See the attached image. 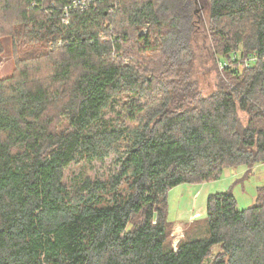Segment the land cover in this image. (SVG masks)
I'll return each instance as SVG.
<instances>
[{
    "label": "trees",
    "instance_id": "16d2710c",
    "mask_svg": "<svg viewBox=\"0 0 264 264\" xmlns=\"http://www.w3.org/2000/svg\"><path fill=\"white\" fill-rule=\"evenodd\" d=\"M133 1L92 0L65 22V0H0L18 61L0 78V264H264V184L242 209L233 186L210 193L176 247L168 218L173 187L264 163V0H210L225 67L249 64L207 97L168 85L189 79L170 59L191 39ZM111 154L113 180L65 183L72 163Z\"/></svg>",
    "mask_w": 264,
    "mask_h": 264
},
{
    "label": "rangeland",
    "instance_id": "374dc122",
    "mask_svg": "<svg viewBox=\"0 0 264 264\" xmlns=\"http://www.w3.org/2000/svg\"><path fill=\"white\" fill-rule=\"evenodd\" d=\"M154 1L161 9L160 17H163L165 21V25H163L165 29H173L172 26L176 23L180 27L179 30L182 38H190L192 42L191 49L188 50V53L183 54L180 60L170 59L173 62L178 61L176 65L185 63L186 66H178V71L182 72L186 70V78H189L183 81L179 80L177 83L168 82L171 88L186 87V84L189 83L193 91L207 97L217 90L221 78L225 82L230 83V76L234 70H238L240 73L243 71V67L246 66L245 62V66L242 64L239 66L237 64L236 67L235 62L229 59L226 61L229 66L225 67L223 60L226 55L222 54L215 47V42L221 40V37L214 29L215 23L210 20V0ZM133 2L140 1L134 0ZM14 16L16 14H13L12 17ZM0 42L2 46L0 48V78H9L16 72L18 64L15 39L11 34H6L2 36ZM163 55L160 45V49L154 51L153 54L155 62H158L156 67L159 70L164 68L159 62V60H162ZM172 76L171 72H169V74L162 78L169 80ZM121 108L122 101L107 113V117L114 116L117 112L121 111ZM240 115L247 116L243 111L240 112ZM62 125H66L65 121L60 124V129H62ZM120 165L119 156L115 154H111L103 159L81 160L72 163L66 168L64 180L71 188L76 187L87 177L113 180L116 173L120 170ZM240 171V173L234 174L231 170H226L220 179L207 183L194 184L195 190L193 196L189 199L185 198L183 202L181 201L184 195L183 184H179L169 191L168 218L172 223V244H174V235L177 234L178 229L182 230L181 233H184V231L187 232L188 228L191 231L194 226L203 224L202 217L205 214V205L210 193L227 190L233 186L239 208H246L255 203L257 187L264 184V163L255 165L251 169V172L250 170L247 171L246 175L243 169H240ZM238 174L239 176H237ZM235 176L240 177L239 184L233 185L235 178H237ZM196 195L197 198L195 197ZM217 250L218 248L215 246L210 256V262L214 259Z\"/></svg>",
    "mask_w": 264,
    "mask_h": 264
},
{
    "label": "built area",
    "instance_id": "2783aa9c",
    "mask_svg": "<svg viewBox=\"0 0 264 264\" xmlns=\"http://www.w3.org/2000/svg\"><path fill=\"white\" fill-rule=\"evenodd\" d=\"M65 5H64V17L63 20L65 22H68L69 20V15L72 10L75 9H86L89 4L91 3L92 0H65ZM248 60H246V65H248ZM182 230L178 229L176 232L177 234L174 235V246L176 247L179 240L183 236L184 233H181Z\"/></svg>",
    "mask_w": 264,
    "mask_h": 264
},
{
    "label": "crops",
    "instance_id": "0c3cea01",
    "mask_svg": "<svg viewBox=\"0 0 264 264\" xmlns=\"http://www.w3.org/2000/svg\"><path fill=\"white\" fill-rule=\"evenodd\" d=\"M184 185V188H183V191H184V195L182 196V202L184 201V199H189L190 197L193 196V192L195 190L194 188V184H183ZM197 198V195L195 196ZM195 198V199H196ZM193 212V211H192ZM194 218V216H193ZM193 218H191L193 220Z\"/></svg>",
    "mask_w": 264,
    "mask_h": 264
}]
</instances>
